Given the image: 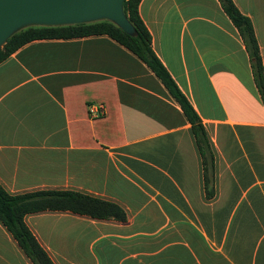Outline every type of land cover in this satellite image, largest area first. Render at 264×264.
Instances as JSON below:
<instances>
[{"label":"crops","instance_id":"1","mask_svg":"<svg viewBox=\"0 0 264 264\" xmlns=\"http://www.w3.org/2000/svg\"><path fill=\"white\" fill-rule=\"evenodd\" d=\"M231 1L251 23L264 86V0ZM137 10L198 116L211 182L160 80L95 34L31 40L0 61V185L124 211L123 221L24 214L53 264H264V106L245 44L218 0H140ZM0 264H32L1 222Z\"/></svg>","mask_w":264,"mask_h":264},{"label":"trees","instance_id":"2","mask_svg":"<svg viewBox=\"0 0 264 264\" xmlns=\"http://www.w3.org/2000/svg\"><path fill=\"white\" fill-rule=\"evenodd\" d=\"M139 1L123 0L122 2L123 13L134 29L133 35L124 33L116 25L104 19L57 26L30 25L18 29L7 37L0 47V61L24 43L35 39L108 35L138 57L180 106L199 146L205 174L204 185H208L211 178L206 176V167L211 170L212 154L205 133L195 111L152 51L150 35L138 15ZM218 2L245 44L253 81L264 106L262 66L251 23L238 11L231 0H218ZM41 210H67L93 218H113L120 221L125 219V213L118 205L75 191L37 190L10 195L0 185V222L32 264H53L23 221L24 214Z\"/></svg>","mask_w":264,"mask_h":264},{"label":"water","instance_id":"3","mask_svg":"<svg viewBox=\"0 0 264 264\" xmlns=\"http://www.w3.org/2000/svg\"><path fill=\"white\" fill-rule=\"evenodd\" d=\"M123 0H0V47L12 33L30 25L57 26L107 20L128 35L134 29Z\"/></svg>","mask_w":264,"mask_h":264},{"label":"built area","instance_id":"4","mask_svg":"<svg viewBox=\"0 0 264 264\" xmlns=\"http://www.w3.org/2000/svg\"><path fill=\"white\" fill-rule=\"evenodd\" d=\"M98 115H99V113H98V112H95V113H94V116H98Z\"/></svg>","mask_w":264,"mask_h":264}]
</instances>
